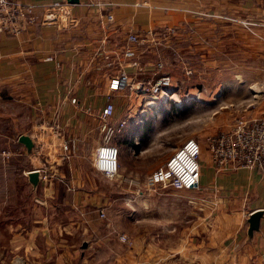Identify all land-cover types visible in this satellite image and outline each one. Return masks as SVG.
Listing matches in <instances>:
<instances>
[{"label": "crops", "instance_id": "obj_1", "mask_svg": "<svg viewBox=\"0 0 264 264\" xmlns=\"http://www.w3.org/2000/svg\"><path fill=\"white\" fill-rule=\"evenodd\" d=\"M19 1L35 6L36 22L15 36L0 32V264H71L78 257V264H171L174 256L160 257L152 244L151 253L138 247L126 249L106 233V176L94 165V151L102 145L101 126L106 122L98 118L106 77L97 52L103 27L94 10L74 5L55 11L48 5L50 0ZM106 1L112 3L113 22L108 28L112 44L121 42L129 31L159 33L173 28V43L201 51L202 65H215L217 52L226 49L227 43L235 48L241 37L239 28L221 17L244 18L258 23L262 36V43L244 45L261 49L264 61V0ZM20 22L17 13L11 25L20 26ZM213 51L215 57L208 58ZM46 56L52 59L45 60ZM128 64V73L139 69L136 63ZM70 97L75 104L69 102ZM131 110L123 106L118 113L115 101L108 122L124 119L126 112L130 117L119 140L108 145L116 148V167L121 173L115 176L132 178L136 184L169 153L145 161L137 146V152L130 153L128 140L139 136L150 142L161 130L156 122L134 120ZM257 112L262 115L249 116ZM240 114L263 117L264 107ZM54 123L59 126L56 131ZM64 141L72 146L67 156L61 148ZM197 142L198 188L189 192L202 209L218 210L206 240L186 243L189 249L180 255H189L197 264H264V164L252 171L216 172L203 140ZM32 170L37 172L35 185L27 179ZM20 186L29 191L36 188L38 201L16 202ZM63 209L76 215L91 210L95 218H64ZM99 210L104 218L97 216ZM257 210L261 211L258 228L248 235L246 219ZM78 234L80 242H85L79 250L71 247Z\"/></svg>", "mask_w": 264, "mask_h": 264}, {"label": "rangeland", "instance_id": "obj_2", "mask_svg": "<svg viewBox=\"0 0 264 264\" xmlns=\"http://www.w3.org/2000/svg\"><path fill=\"white\" fill-rule=\"evenodd\" d=\"M246 21L249 20L223 19V22L239 28L240 43L233 44L236 47L232 49L227 43L226 49L217 52L215 65H210L209 62L206 66L202 65L199 62L201 51L187 50L182 43H173L174 32H159L150 36L148 44L137 50L134 59L120 63L124 66H128V62L137 64L139 69L136 68L135 71L140 72L136 73L133 82L150 81L162 73L171 77L168 90L157 95L155 100L138 94L132 87L127 89L129 94L125 91L114 98L118 113L123 106L125 108L129 105L134 112L131 114L134 120H141L142 123L156 122L161 127L150 142L141 141L139 136L128 140L131 143L128 145L130 153L134 154L139 149L144 152L142 161H145L161 156L164 151L171 154L188 138L195 141L202 139L204 144L209 135L229 130L234 120L238 116L242 117V111L264 107V61L260 57L262 50L248 49L244 45L250 41L262 43L261 33L259 34L261 28L257 27L258 23L252 22L255 23L254 26L247 29L241 23ZM121 43L122 40L116 44L119 46ZM213 54L214 51L208 58H214ZM240 110L242 111L239 112ZM258 113L260 112L249 116L262 115ZM119 133L113 131L109 143L117 142ZM116 173H121L117 167L110 177L106 176L107 235L114 237L115 243L125 245L126 249L138 247L151 253L152 244L157 247L155 251L160 257L167 259L168 256H174L171 264H197L189 255L182 257L180 254L185 253L186 248L189 249L186 243L206 240L212 227V218L218 209H202L195 200L196 196L189 191L158 189L151 192L142 188V182L135 184L134 179L116 177ZM18 191L16 202H28L31 198L37 199L40 196L36 188L29 191L20 186ZM61 212L64 218H95L91 210H84L85 214L80 211L77 215L71 210L63 209ZM17 214L20 216L14 212L15 216ZM97 216L99 217L98 213ZM99 218H104V214ZM23 220L20 219L19 223H23ZM121 233L130 238V245L116 240L117 234ZM73 237L71 247L79 250L83 243L80 242L82 237L80 234ZM2 243L0 240V246Z\"/></svg>", "mask_w": 264, "mask_h": 264}, {"label": "built area", "instance_id": "obj_3", "mask_svg": "<svg viewBox=\"0 0 264 264\" xmlns=\"http://www.w3.org/2000/svg\"><path fill=\"white\" fill-rule=\"evenodd\" d=\"M49 7L55 11L67 9L78 5L82 8H92L94 14L99 19V24L103 27L99 48L97 52L100 56L99 64L103 67L106 77V92L104 94L103 105L98 113V118L104 122L102 124V145L94 151V165L103 175L110 177L116 170V148L109 146L110 137L116 130L124 125L125 119L130 117L129 112L125 113L122 120L115 123L108 122L112 117L115 103L114 98L125 93L132 87L134 91L141 95H147L155 100L157 95L164 93L170 87L171 77L162 73L156 75L150 81H135L134 77L138 70L128 73L120 63L135 58L137 50L148 44V38L155 35L152 30L144 32L129 31L125 34L122 45L109 42V27L113 22L110 13L112 3L106 0H77L76 3H69L67 0H50ZM35 6L31 3L19 0H0V32L6 30L12 36L17 35L21 29L26 28L36 22ZM17 13L21 15L20 26H12L11 23ZM234 21L235 18L221 17ZM244 26H253V23L241 22ZM173 33V28H164L161 33ZM151 42V41H150ZM96 52V53H97ZM45 60H51V56H46ZM122 61V62H121ZM126 63V62H124ZM131 63V62H128ZM132 65V64H131ZM157 65V64H156ZM134 66V65H132ZM154 76V75H153ZM126 93H130L127 91ZM75 98L70 97L69 102L75 104ZM59 126L54 123V131ZM204 147L207 152L209 164L216 172L233 171L245 169L248 171L261 169L264 164V116L259 118L237 117L229 130L218 132L206 137ZM65 156L72 151L70 142L64 141L61 145ZM107 152V153H106ZM1 155L7 158L8 154L1 151ZM199 155L200 145L192 138H188L181 143L169 155L162 164L153 168L143 178L142 188L155 192L156 190L169 189L174 191H193L198 188L199 178ZM110 160L111 167H106L104 163ZM33 171V170H32ZM42 175V179H45ZM99 217L103 216L101 210ZM117 240L124 244H131L130 238L125 234H117Z\"/></svg>", "mask_w": 264, "mask_h": 264}, {"label": "water", "instance_id": "obj_4", "mask_svg": "<svg viewBox=\"0 0 264 264\" xmlns=\"http://www.w3.org/2000/svg\"><path fill=\"white\" fill-rule=\"evenodd\" d=\"M69 3H76L77 0H67ZM27 179L28 181L32 184L35 185L37 181V172L36 171H31L27 174ZM261 216V211H253L251 212L247 219V234L250 235L252 231L257 230L258 228V220ZM81 247H84V243L81 244Z\"/></svg>", "mask_w": 264, "mask_h": 264}, {"label": "trees", "instance_id": "obj_5", "mask_svg": "<svg viewBox=\"0 0 264 264\" xmlns=\"http://www.w3.org/2000/svg\"><path fill=\"white\" fill-rule=\"evenodd\" d=\"M123 127H124V126H122L121 128H119L118 130H116L115 133H116V132H120L121 129H122ZM146 127H147V125H146ZM79 260H80V257L77 258L76 264L79 263Z\"/></svg>", "mask_w": 264, "mask_h": 264}, {"label": "bare ground", "instance_id": "obj_6", "mask_svg": "<svg viewBox=\"0 0 264 264\" xmlns=\"http://www.w3.org/2000/svg\"><path fill=\"white\" fill-rule=\"evenodd\" d=\"M154 105V104H153ZM107 153V152H106ZM111 161L110 160H106V163H104L106 165V167H111Z\"/></svg>", "mask_w": 264, "mask_h": 264}]
</instances>
